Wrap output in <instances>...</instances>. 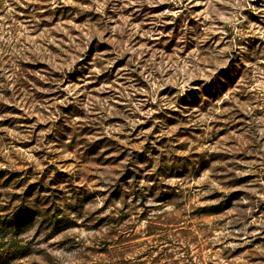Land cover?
<instances>
[{
  "label": "rangeland",
  "instance_id": "1",
  "mask_svg": "<svg viewBox=\"0 0 264 264\" xmlns=\"http://www.w3.org/2000/svg\"><path fill=\"white\" fill-rule=\"evenodd\" d=\"M21 205L10 264H264V0H0Z\"/></svg>",
  "mask_w": 264,
  "mask_h": 264
},
{
  "label": "trees",
  "instance_id": "2",
  "mask_svg": "<svg viewBox=\"0 0 264 264\" xmlns=\"http://www.w3.org/2000/svg\"><path fill=\"white\" fill-rule=\"evenodd\" d=\"M34 215L37 212L22 205L10 215H0V264H10L29 253L16 241V236L32 224Z\"/></svg>",
  "mask_w": 264,
  "mask_h": 264
}]
</instances>
